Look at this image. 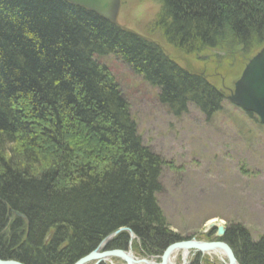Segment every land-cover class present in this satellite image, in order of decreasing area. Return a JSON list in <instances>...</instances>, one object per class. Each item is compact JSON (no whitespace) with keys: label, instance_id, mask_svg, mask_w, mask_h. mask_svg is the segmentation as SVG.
I'll return each instance as SVG.
<instances>
[{"label":"trees","instance_id":"trees-1","mask_svg":"<svg viewBox=\"0 0 264 264\" xmlns=\"http://www.w3.org/2000/svg\"><path fill=\"white\" fill-rule=\"evenodd\" d=\"M163 1L156 27L182 52L218 47L226 58L248 60L264 44V0ZM104 56L129 64L173 115L189 103L207 118L223 108V93L207 77L142 35L66 0H0L3 259L74 264L123 227L144 255L185 238L157 202L162 159L142 143ZM222 240L241 264H264V239L253 241L244 227L230 226ZM129 241L124 230L109 248ZM198 255L190 264L205 263Z\"/></svg>","mask_w":264,"mask_h":264},{"label":"rangeland","instance_id":"rangeland-1","mask_svg":"<svg viewBox=\"0 0 264 264\" xmlns=\"http://www.w3.org/2000/svg\"><path fill=\"white\" fill-rule=\"evenodd\" d=\"M157 1L121 0L118 23L162 45L165 53L181 66L207 74L216 88L227 87L223 108L211 119L206 120L192 104L188 112L176 117L159 101V90L129 65L117 57L102 58V63L113 70L130 103L138 135L162 159V187L157 193V202L171 231L184 237L213 241L218 235L217 228L209 236L207 222L216 217L222 221L219 225L226 228L244 227L253 241L258 242L264 239V125L257 116L251 118L226 97L229 85L240 77L247 59L226 58L227 52L218 49L191 55L178 51L156 27L161 8ZM135 241L136 237L129 241L135 258L160 262L162 254H141ZM128 245L124 249L128 250ZM194 254L187 256L188 261H192ZM182 256V251L176 254V264L182 263ZM198 256L206 264L228 262L227 256L219 252ZM114 260L124 264L118 257Z\"/></svg>","mask_w":264,"mask_h":264},{"label":"water","instance_id":"water-1","mask_svg":"<svg viewBox=\"0 0 264 264\" xmlns=\"http://www.w3.org/2000/svg\"><path fill=\"white\" fill-rule=\"evenodd\" d=\"M68 1V0H67ZM78 5H84L88 8L94 9L96 12L105 16L112 22H114L117 18L118 11L121 6V0H69ZM245 68L242 70L240 77L235 80L233 87L234 89L229 95H226L229 101L234 103L236 106L251 112L255 113L260 119L261 123L264 125V46L248 61L245 63ZM214 227L217 228V234L220 237L218 240L207 241L202 240L199 241L195 238H191L189 240H180L169 244L168 248L162 253L160 256L161 260L157 264H168L170 260V255L176 251L183 253V261L181 264H189L188 255L191 251L194 253H205L211 252L214 250L223 252L224 256H227L228 262L225 264H240L236 255H234L229 244L221 239L224 236L226 227L223 225H217L213 223V225H208V230H212ZM127 230L129 232V237L132 239L135 238L134 232L130 228L124 227L121 230L114 231L110 236L105 237L104 240L101 241V244L90 252V254L80 258L75 264H85L92 261H95L94 264H101L105 259L106 255H114L120 258L121 260H125L126 264H134L127 256L128 253H132L131 242L128 245V250L121 249H113L107 252H100L102 249L107 247L114 237L119 234L121 231ZM143 260V259H142ZM144 262L149 261V259H144ZM0 264H22L15 260H3L0 258Z\"/></svg>","mask_w":264,"mask_h":264},{"label":"bare ground","instance_id":"bare-ground-1","mask_svg":"<svg viewBox=\"0 0 264 264\" xmlns=\"http://www.w3.org/2000/svg\"><path fill=\"white\" fill-rule=\"evenodd\" d=\"M67 1V0H66ZM69 1V0H68ZM67 1V2H68ZM70 3H72V4H74L76 7H79V9L82 7V9L84 8V9H86L88 12H94V13H96V14H98V15H100L102 18H105L106 20H108V21H110V22H112L111 20H109L108 18H106L105 16H102L101 14H99L98 12H96L94 9H90V8H88V7H86V6H84V5H78V4H75V3H73V2H71V1H69ZM157 2H159L160 3V6H161V8H160V11L162 10V4L164 5V1L163 0H158ZM121 5H122V2H121ZM120 8H121V6H120ZM119 11H120V9H119ZM119 11H118V15H119ZM161 13V12H160ZM118 15H117V18H116V20L114 21V22H112V23H114L115 25H117V26H119L120 28H123V29H128V30H130V31H132L133 33H135V34H139V33H136V32H134L133 30H131V29H129V28H125L124 26H122V25H120L119 23H118ZM140 35V34H139ZM143 36V35H142ZM143 37H145V36H143ZM146 38V37H145ZM157 45H159V44H157ZM264 46V44H261V46H260V48H259V50L262 48ZM159 47H161L162 49H163V47H162V45H159ZM175 49H177L176 47H174ZM210 50H213V51H216V49H219L218 47H216V48H213V47H210L209 48ZM178 50V49H177ZM259 50H257V51H254L255 53H253L252 55H250V57H252V56H254ZM164 51V50H163ZM178 51H180V52H182L181 50H178ZM165 52V51H164ZM184 52V51H183ZM182 52V53H183ZM184 53H186V52H184ZM166 54V53H165ZM187 54H189V55H191L190 53H187ZM167 56H169L168 54H166ZM104 57H106V56H104ZM250 57L248 58V59H250ZM171 58V57H170ZM229 58L230 59H232V60H234L235 58H236V56H234V55H229ZM174 61H176L174 58H172ZM122 61V60H121ZM123 62V61H122ZM177 62V61H176ZM125 63V62H124ZM178 63V62H177ZM246 63V62H245ZM126 64V63H125ZM126 65H129V64H126ZM246 65V64H245ZM130 66V65H129ZM131 67V66H130ZM183 67V66H182ZM132 68V67H131ZM186 68V67H185ZM245 68V67H244ZM243 68V69H244ZM188 69V68H187ZM134 70V69H133ZM113 71V70H112ZM191 71V70H190ZM201 75H203L204 77H207V74L205 75V74H203V73H201ZM208 78V77H207ZM237 80V79H236ZM234 82L235 81H233V83L231 84V85H229V88H228V91H229V93L230 92H232V90L234 89V87H233V84H234ZM155 88V87H154ZM157 89V88H156ZM220 89V88H219ZM221 90V89H220ZM226 90H227V87H224V88H222V90H221V92L222 93H225L226 92ZM229 95V94H228ZM160 101V100H159ZM162 103V102H161ZM164 104V103H163ZM190 104H192V105H194L193 103H189L188 104V106H187V112H188V108H189V105ZM165 105V104H164ZM195 106V105H194ZM167 107V106H166ZM196 107V106H195ZM169 111V110H168ZM170 112V111H169ZM202 112V111H201ZM171 114H172V112H170ZM186 113V112H185ZM184 113V114H185ZM132 114V113H131ZM184 114H182V115H184ZM202 114L204 115V117L206 118V120H208V119H211L212 118V116L211 117H208L207 118V116L202 112ZM173 115V114H172ZM182 115H180V116H176L175 114L173 115V116H176V117H181ZM133 118H134V121H135V117H134V115H133ZM136 122V121H135ZM137 125V124H136ZM141 140H142V138H141ZM142 143H143V140H142ZM144 144V143H143ZM145 145V144H144ZM146 146V145H145ZM208 225L210 224V225H213V223H215V224H220V223H222V221L221 220H219L218 218H216V217H213L212 219H210L208 222ZM127 228V227H126ZM214 229V228H213ZM212 229V230H213ZM119 230V229H118ZM226 230H227V228H226ZM124 231V230H123ZM123 231H121V232H123ZM125 231H127V230H125ZM120 232V233H121ZM119 233V234H120ZM118 235V234H117ZM116 235V236H117ZM115 236V237H116ZM136 237V236H135ZM191 238H194V237H191ZM191 238H189V237H185L184 239H182V240H189V239H191ZM195 239H197V240H199V241H202V239H198V238H196L195 237ZM218 239H220V237L217 235V238L216 239H214V240H218ZM221 239H222V237H221ZM104 240V239H103ZM226 241V240H225ZM224 241V242H225ZM228 244H229V246L231 247V249H232V251H233V253H234V255H236V253H235V249H234V247L235 246H233V244H231V243H229L228 241H226ZM110 245V244H109ZM109 245L107 246V247H105L104 249H102L100 252L102 253V252H107V251H111V248H109ZM99 246V245H98ZM97 246V247H98ZM168 248V247H167ZM166 248V249H167ZM114 249H118V248H114ZM165 249V250H166ZM119 250V249H118ZM121 250H123V249H121ZM126 250V249H125ZM164 250V251H165ZM163 251V252H164ZM191 252H194V251H191ZM214 252H219L220 253V255L221 256H223L224 254H223V252H221V251H217V250H214V251H211V252H205V254H208V253H214ZM178 253V251H176V252H174V253H172L171 255H170V260H169V263L168 264H176L175 263V256H176V254ZM128 256V258L130 259V260H132V262L135 260V259H137V258H133V256L135 257V255H134V253H133V255H132V253H128L127 254ZM86 256V255H85ZM84 257V256H83ZM106 257H108L107 259H105L102 263H109V264H119V263H116L115 262V260H114V257H117V256H112V255H106ZM0 258H2V257H0ZM82 258V257H81ZM236 258H238V257H236ZM3 259V258H2ZM144 259V258H143ZM3 260H15V261H17V262H20V263H22V264H25V263H23V262H21V261H19V260H16V259H3ZM79 260H80V258H79ZM79 260H77V261H79ZM148 260V259H147ZM76 261V262H77ZM238 261H239V263H240V260L238 259ZM75 262V263H76ZM123 262H124V264H126V261L125 260H123ZM227 262V261H226ZM74 263V264H75ZM95 263V261H93L91 264H94ZM101 263V264H102ZM134 264H157L155 261H153V260H149V261H147V262H144L142 259H138V260H135L134 261ZM241 264V263H240Z\"/></svg>","mask_w":264,"mask_h":264}]
</instances>
